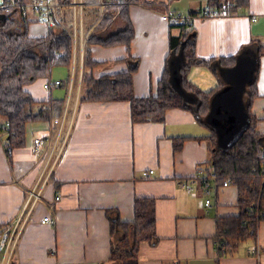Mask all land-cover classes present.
<instances>
[{"label":"crops","instance_id":"1","mask_svg":"<svg viewBox=\"0 0 264 264\" xmlns=\"http://www.w3.org/2000/svg\"><path fill=\"white\" fill-rule=\"evenodd\" d=\"M33 2L28 1L26 7ZM160 3H137L130 7L135 30L132 55L139 59L134 74L136 97L157 93L170 53V33L175 36L180 33L178 28L171 29L162 14L173 11L198 15L209 0H198L197 9L190 8L189 14L173 7V0ZM101 4H105L104 0H73L61 7L66 20L73 16V30L78 35L73 62L76 59L81 75L77 78L75 72L73 95L81 94L85 44L98 20ZM27 17L33 21L29 25L31 36L47 35L48 28L29 7ZM192 29L197 32L198 58L238 56L233 67L220 69L218 74L202 64L193 65L187 73V80L203 92L224 86L219 91L215 89L218 94L213 100L210 127L201 125L187 109L168 110L162 123H133L128 101L78 102L68 138L59 141L58 149L66 141L63 154L53 169H47L43 200L35 203L29 215L12 264H121L111 259L113 237L108 211L118 212L124 222H132L134 201L144 197L156 200V233L160 241L156 245L140 243L139 264H264V221L259 222L256 237L240 244L232 255L220 252L215 240L217 220L240 213L235 185L219 189L210 210L203 207L201 183L195 184L193 193L182 186L195 175L198 166L211 160L208 136L214 133L218 147L228 149L250 123L248 89L257 69V96L251 100L250 110L257 118V131L264 134V54L257 59L255 49L242 51L243 46L252 42L264 46V0H247L237 14L198 17ZM92 55L103 62L94 70L95 77L128 69L126 64L115 62L127 57L124 46L96 45L92 47ZM69 71L68 88L56 86L46 92L43 87L47 79L64 81L51 74L43 79L41 88L35 82L26 89L39 101L68 99L73 65ZM54 88L60 91L54 94ZM227 106L236 119L229 125L226 123L227 133L220 137L215 121H222V117L214 111L219 107L224 114ZM3 122L0 120V125ZM49 125L30 123L26 145L11 147L10 153L9 135L0 131V224L20 220L29 192L44 176L54 145L47 138ZM181 138H185L182 148L175 151L174 142ZM36 139L43 141L40 151ZM153 169V175L143 176L144 171ZM57 194L61 197L59 201H55ZM51 204L57 219L54 226L42 222L49 215ZM254 246L259 248L258 256L250 254Z\"/></svg>","mask_w":264,"mask_h":264},{"label":"trees","instance_id":"2","mask_svg":"<svg viewBox=\"0 0 264 264\" xmlns=\"http://www.w3.org/2000/svg\"><path fill=\"white\" fill-rule=\"evenodd\" d=\"M30 0H3L12 3L0 9V120L10 122V135L7 146L22 148L26 145L27 126L30 123L51 124L53 118L61 117L66 108L67 98L39 101L26 89L39 79L50 78L54 66L65 65L70 70L73 65V40L61 26L55 24L48 28L46 36H31L29 25L33 22L26 14L17 12ZM62 4L73 0H58ZM149 0H104L98 10V20L87 37L84 53L80 102L128 101L131 103L133 123L159 122L166 119V113L173 108L187 109L194 113L198 122L210 127L208 117L212 102L222 86L203 92L187 80V73L195 64H202L218 74L220 69L235 65L238 56L203 60L196 56L197 32L191 27L172 25L178 28L179 35L170 33V53L166 68L159 82L156 94L148 97L134 95V74L139 68V59L132 55V41L135 36L130 16V7ZM247 4V0H209L207 8L237 14ZM31 9V8H30ZM33 11V10H32ZM22 13V12H21ZM101 13V15H100ZM199 14V13H198ZM197 15V14H196ZM117 28V29H116ZM105 48L124 46L127 57L116 60L128 69L116 74L95 77L94 70L103 64L93 58L92 47ZM252 49L257 59L264 54V46L252 42L243 46L242 51ZM61 54V56H59ZM258 69L248 89V112L250 124L241 136L228 149L218 147V138L213 133L208 136L211 160L221 182L229 179L238 189L240 213L217 220L215 240L220 252L232 255L240 244L254 239L257 227L264 217L250 211L259 207L263 210L264 189L260 150L264 146V134L257 131V118L251 114V100L257 96ZM69 79L62 81L67 87ZM68 97V96H67ZM3 122V123H4ZM2 123V124H3ZM50 127V125H49ZM50 129V128H49ZM48 138V136H47ZM185 138L176 139L174 150L182 148ZM113 237L111 259L121 264H139L140 243L156 245L160 241L156 233V200L150 197L136 198L134 201V220L124 222L118 212L108 211ZM7 225L0 224V231Z\"/></svg>","mask_w":264,"mask_h":264},{"label":"built area","instance_id":"3","mask_svg":"<svg viewBox=\"0 0 264 264\" xmlns=\"http://www.w3.org/2000/svg\"><path fill=\"white\" fill-rule=\"evenodd\" d=\"M12 3H4L2 0H0V9H6L9 6H11ZM66 6V4L60 3L58 0H34L33 3H31L28 7L31 8V10L34 11L35 14H37L39 20L47 25V28H51L55 24L61 26L64 28L71 36L73 40V49H74V55L77 51V41H78V35L76 32L70 31L67 26L63 23V21L59 18V9L61 7ZM19 11L22 12V14H26L27 7H21ZM230 15L226 9H223L221 11L211 8H205L200 14H189L187 16H183L179 13H175L173 11H167L166 13L162 14V19L172 25H179V26H186L191 27L193 26V22L198 17L201 18H210V17H223ZM253 21L256 20V17L252 18ZM61 56V54H59ZM76 72V59H74L73 62V77L71 78V85L69 89V97L67 99V106L64 110V113L61 117L53 118L50 124V131L48 139L51 141L53 145L52 153L49 156V159L47 161L46 169L44 176H42L38 182V184L35 186L33 190L29 192V197L24 205L23 212L24 215L20 216V220L17 222H14L12 224L7 225L5 228H3L0 231V264H12V257L14 254V251L17 246L18 239L23 231L24 226L26 225L29 215L35 205L36 202L43 200L42 198V190L45 186V184L48 181L49 171L48 168L53 169L56 163L58 162L59 158L62 156L64 147H65V140L61 144V149H58L60 146L59 141L61 138H68V135L71 131V126L74 122V112L77 108V103L79 102L80 94H74L73 95V84H74V75ZM62 83L61 80H55L47 79L44 83V88L46 90H51L53 87L60 86ZM80 92V90H78ZM74 100V103H73ZM76 100V102H75ZM75 104V105H74ZM70 109H72V112H70ZM10 122L6 121L3 124L0 125V131L6 132L8 135H10ZM35 145L37 148V151H40L41 147L43 146V141L41 139L35 140ZM8 153L11 152V146H8ZM260 160H261V168H262V183L261 187L264 189V146L260 150ZM155 173V170H148L143 172L144 177H150ZM201 183L203 186V195H204V201H203V207L207 210H210L215 205V196L219 189L228 187L231 185V181L229 179L221 182L218 176L216 175V172L214 170V167L210 164L206 165H200L198 166L196 173L194 176L186 179L182 186L187 190L189 193L194 192L195 184ZM60 195L57 194L55 201L60 200ZM50 213L49 215L45 216L42 220L45 224H50L51 226L56 225L57 219L54 214V205L51 204L49 206ZM250 211L252 213L257 214V218L260 219L264 217V211L257 206V208H251ZM250 254L252 255H259L260 251L258 246H254L253 248H250Z\"/></svg>","mask_w":264,"mask_h":264},{"label":"rangeland","instance_id":"4","mask_svg":"<svg viewBox=\"0 0 264 264\" xmlns=\"http://www.w3.org/2000/svg\"><path fill=\"white\" fill-rule=\"evenodd\" d=\"M3 1V0H2ZM151 3H153V4H155V5H160L161 3V0H149ZM166 1V0H165ZM197 1L198 0H173V7H178V8H180L181 10L180 11H182V12H184V13H186V14H189V11H190V8L191 9H197L196 8V3H197ZM102 5L103 4H101V7H102ZM158 7H160V6H158ZM180 14V13H179ZM17 17H19V15H22V13H21V11H18L17 12ZM100 15H101V13H100ZM181 15H183V16H187V15H185V14H182L181 13ZM94 16V15H93ZM97 17V16H96ZM59 18L61 19V20H63V22L65 23V25L67 26V28L70 30V31H73V26H72V22H73V16H72V18H71V20L70 21H68V20H66L65 18H64V14H63V12H62V9L60 8L59 9ZM94 18V17H93ZM43 25L44 26H46L47 27V25L46 24H44L43 23ZM80 33V32H79ZM78 65V64H77ZM77 65H76V73H78L77 74V78L81 75V70H80V68H79V66L77 67ZM70 71H69V68L67 67V66H65V65H59V66H54L53 68H52V76H53V78H56V77H60L62 80H66L67 78H68V76L70 75V73H69ZM53 81H55L54 79H53ZM44 82V80L43 79H39V80H37L36 81V86H38V87H40L41 88V85H42V83ZM35 83V82H34ZM44 88V87H43ZM45 89V88H44ZM45 91L46 92H49V90H46L45 89ZM57 91H60V89L59 88H54V94H56V92ZM63 96H64V93H63Z\"/></svg>","mask_w":264,"mask_h":264},{"label":"water","instance_id":"5","mask_svg":"<svg viewBox=\"0 0 264 264\" xmlns=\"http://www.w3.org/2000/svg\"><path fill=\"white\" fill-rule=\"evenodd\" d=\"M251 83V82H250ZM249 83V84H250ZM218 94V93H217ZM216 94V95H217ZM214 100V99H213ZM212 109H213V102H212ZM221 110H220V108L219 107H216V110L214 111L215 112V114H217V115H221V116H218V117H222V121H218V120H216L215 121V124H216V127H217V130H218V132H219V134H220V137H221V135H223V133H224V135L227 133V127L228 126H226V123L229 125V123L230 122H233V119H234V112H232L231 111V108L229 107V106H227L226 108H225V113L224 114H222L221 112H220ZM211 114H212V111H211V113H210V115H209V117H208V121H209V119H210V117H211ZM235 119H236V117H235ZM250 124V123H249ZM249 124L247 125V127L249 126ZM246 127V128H247ZM246 128L244 129V131L246 130ZM243 131V132H244ZM242 132V133H243ZM241 136V135H240ZM239 136V137H240ZM235 143V142H234Z\"/></svg>","mask_w":264,"mask_h":264}]
</instances>
